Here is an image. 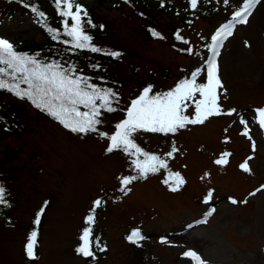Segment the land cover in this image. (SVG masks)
<instances>
[{"label": "rangeland", "instance_id": "374dc122", "mask_svg": "<svg viewBox=\"0 0 264 264\" xmlns=\"http://www.w3.org/2000/svg\"><path fill=\"white\" fill-rule=\"evenodd\" d=\"M144 2L149 19L125 2L120 8L112 2L95 8L103 39L125 52L119 70L126 81L120 88L123 103L138 95L147 80L165 93L199 71L196 83L206 84L212 36L232 24V34L217 45L221 114L177 130L169 142L135 133L134 140L145 139L149 150L159 146L156 154L168 167L132 180L125 194L121 178L138 175L128 155L121 150L108 153L105 137L74 136L41 115L36 118L22 102L21 131L0 141V175L10 178L9 208L0 219V264H28L30 221L42 208L37 256L29 264H86L76 249L89 227L104 249L94 252L100 257H91L92 264H139L126 239L134 229L145 237L139 244L142 251L156 257L157 264H192L182 256L190 249L206 264H264V129L256 113L264 109V0H198L196 9L184 0L166 2L162 9L156 0ZM249 3L246 23H236L234 13ZM1 16L0 38L11 44L40 40L34 22L14 4L0 0ZM147 25L162 38L148 37ZM186 103L183 114L191 118L194 104ZM242 116L248 136L241 134ZM120 117L113 115L102 130L109 133ZM173 146L177 151L168 156ZM224 153L230 154L227 163L216 164ZM245 162L250 172L241 169ZM170 173L184 180L178 191L170 190L175 186ZM209 192L212 197L205 203ZM97 199L102 203L93 211ZM209 208L208 219L196 221ZM89 215L94 217L90 225ZM164 235L166 241L159 242ZM148 264H156L155 259Z\"/></svg>", "mask_w": 264, "mask_h": 264}, {"label": "snow or ice", "instance_id": "6c2138e0", "mask_svg": "<svg viewBox=\"0 0 264 264\" xmlns=\"http://www.w3.org/2000/svg\"><path fill=\"white\" fill-rule=\"evenodd\" d=\"M228 0H225L227 3ZM59 6L58 11L64 22V35L71 38V47L76 49H87L91 52H103L102 49L92 45V38L85 34L81 12L83 9L79 5L74 4V0H55ZM192 9H196L198 0H189ZM73 7L75 10L73 11ZM249 5L244 6L243 11L234 13L232 19L236 23H246V14L248 13ZM36 12V9H33ZM43 16V13H39ZM87 16V13H84ZM68 20L71 21L69 25ZM91 23V21H87ZM103 27V26H101ZM232 24H226L212 36V51L213 59L207 65V83L197 84L196 78L199 76V71L192 73L191 79H186L179 82L176 87L166 93L151 94V86L146 87L143 93L135 100L131 101L130 106L126 110V118L116 124L114 134L99 133L101 137L109 139L110 144L106 151L108 153L114 150H121L126 155L135 156L132 161L134 168L139 173V178H147L149 173H156L160 169H166L167 163L160 159L155 154H149L138 146L133 139L135 133L139 131L152 133H176L177 130L185 128L187 125L203 124L211 116L221 114V109L218 107L217 89L222 87L217 76V65L215 62L216 46L222 43L223 39L232 34ZM52 38L55 40L58 37L52 29H48ZM152 35L157 38L159 35L152 32ZM178 40L183 38L177 34ZM187 43L186 40H183ZM113 57L120 55L118 52L105 53ZM26 85L21 88L20 85ZM0 89H6L13 95L21 99L27 98L32 104L41 111H46L48 115L59 121L66 129L73 133L87 134L89 132H97V125L102 124L99 117L102 110L108 113L116 112L119 109L113 107V104H119V99L111 90L100 89L89 83L85 77L76 75L74 67L65 68L59 62L42 63L34 57L26 54H19L14 50V46L6 39L0 38ZM197 93L199 98H196ZM99 101V104H97ZM187 101H192L195 108L193 117L184 115L187 110ZM83 107L87 111H81ZM234 111V110H232ZM232 111L227 112V115H232ZM257 123L261 129H264V109L256 110ZM241 124L245 126L242 135L248 136L247 121L242 116ZM250 138V137H249ZM177 149L173 146L168 156H172ZM229 153H224V157L215 161L216 164L223 165L227 163L226 157ZM143 157V160L139 159ZM241 169L245 172H250L247 162L241 165ZM137 177L121 178L123 187L120 189L127 194V185ZM169 179L175 182V186H170V190L175 192L184 184L183 178L179 173H170ZM168 180L163 183H168ZM254 195V193H252ZM6 191L0 187V203L5 202ZM212 193L209 192L205 198V203L211 199ZM233 204L237 203L232 199ZM102 201L97 199L94 201V209L101 205ZM43 213V208L37 213V218L34 221L36 225L40 224V215ZM212 211L206 213L211 215ZM94 220L92 215L86 218V223L91 224ZM129 243L139 246V241L145 239L138 229H134L126 237ZM80 245L76 249L77 254L85 258L92 257L95 259L93 246L98 250L103 251L100 247L98 238L92 236L91 228H85L80 236ZM165 242V241H161ZM37 244V232L30 233L28 242L25 245L27 257L35 259V247ZM184 258L192 261V264H206L198 253L188 250L182 254Z\"/></svg>", "mask_w": 264, "mask_h": 264}, {"label": "trees", "instance_id": "16d2710c", "mask_svg": "<svg viewBox=\"0 0 264 264\" xmlns=\"http://www.w3.org/2000/svg\"><path fill=\"white\" fill-rule=\"evenodd\" d=\"M5 2H9L14 4L19 10L20 13L26 15L30 18L36 28L37 31L40 33L41 38L38 41H26V42H18L12 43L14 46V50L19 54H26L28 56L34 57L38 61L42 63H54L59 62L65 68L74 67L76 70V75L85 77L89 80V83L95 85L100 89L111 90L116 94L119 99V104L114 103L113 107L118 108L119 110L116 112L108 113L102 110V114L99 119L102 121V124L97 125V132H89L93 137L100 138L101 136L99 133L104 132L102 129L107 125V120H110L113 115L121 114L119 120L115 121L114 128H111V131L107 134L111 135L114 134L116 131V124L120 123L122 120L126 118V110L131 104V101L137 99L146 87L151 86L152 93L154 94V84L152 80H147L146 82L141 83L140 85H144L139 89V93L136 96L128 98V104L125 105L123 103V96L120 92V88L126 86L125 79L119 76V70L121 64L123 62L124 57V50L116 45H113L105 39L104 32L99 28L97 25L98 21V14L96 11V7L104 2H112L113 5H116L120 8L121 2L128 3L130 7L133 8L134 12L137 13L139 16L143 18H148L147 9L148 6L145 4V0H91L90 2H85L82 0H74L75 5H79L83 12H81V17L83 21V27L85 34L89 35L92 40L91 43L93 46L98 47L103 50V52H91L87 49H76L71 47L70 43H65V41H70L71 38L64 35V22L65 18L62 17L58 11V5L55 3V0H3ZM171 0H156L159 5H156L157 8L162 9V7L166 4V2H170ZM185 5L190 8L189 0H184ZM33 9L37 11L34 12ZM75 8L73 7V11ZM87 13V16H84V13ZM39 13H43V16H40ZM5 17L1 16L0 21H2ZM87 21H91V23H87ZM69 25L71 21L68 20ZM48 29L54 30L58 33L57 39H53L52 35L48 31ZM145 31L148 37L153 38L152 32H156V30L152 26H145ZM159 37L161 34L156 32ZM172 35V34H171ZM110 52H118L120 53L119 56L113 57L111 55H107L105 53ZM183 81V80H182ZM181 82V80H179ZM178 84V83H177ZM21 88H25L26 85L21 84ZM158 94L163 93L161 88L156 90ZM166 93V92H165ZM8 100V101H6ZM26 103L33 111L36 112V118L43 116L45 119L55 123L59 128L73 134L74 136L84 137L86 134L82 133H73L69 129H66L59 121L54 119L52 116L48 115L46 111H41L39 108L35 107L31 101L27 98L21 99L16 95H13L11 92L7 91L6 89H0V141L10 135H18L21 131V118L20 115L24 112L23 107L21 104ZM99 104V101H97ZM81 111H87L83 107L80 108ZM103 127V128H101ZM144 132V131H140ZM105 133V132H104ZM149 135H158L164 142H169L172 139L173 133L163 134V133H152V132H145ZM106 138V137H105ZM134 139V138H133ZM106 147L110 144L109 139L106 138ZM134 142L140 146L143 151L149 154H155L157 156V151L160 150L158 145H153L150 150L145 146L146 140L142 139L139 142ZM122 153H124L122 151ZM125 154V153H124ZM126 155V154H125ZM130 161L132 162L136 159L135 156H130ZM139 159L143 160V157ZM0 162H3V159L0 158ZM150 174V173H149ZM148 174V175H149ZM147 175V176H148ZM137 177L135 180L141 181L145 178H139L138 175L134 176ZM9 176L4 177L0 175V187L4 188L6 191L5 202L0 203V219L4 218V214L6 209L9 208ZM35 212H37L35 210ZM38 213V212H37ZM35 219L30 221L29 226V236L32 231L37 232L39 231V225L34 223ZM42 219L40 220L41 223ZM100 246L103 244V240L98 236ZM133 249H135L136 253L135 256L138 258L137 263L139 264H148L150 260L155 259L156 264L158 259L150 255V253H145L142 251V247L139 245L132 244ZM93 252L98 251V249L93 246ZM36 254V251H35ZM37 256V254H36ZM96 258L100 257V255H95ZM34 259H27L26 262L28 264L30 261ZM86 264H92L93 261L91 257L85 259Z\"/></svg>", "mask_w": 264, "mask_h": 264}]
</instances>
